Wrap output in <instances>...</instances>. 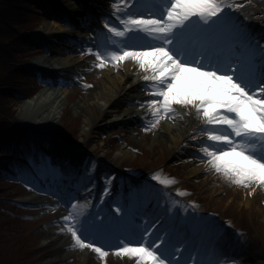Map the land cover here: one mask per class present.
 <instances>
[{"label": "snow or ice", "instance_id": "6c2138e0", "mask_svg": "<svg viewBox=\"0 0 264 264\" xmlns=\"http://www.w3.org/2000/svg\"><path fill=\"white\" fill-rule=\"evenodd\" d=\"M112 12L94 30L91 43L79 49L95 57V67L130 60L144 75L155 127L174 105L194 109L203 124L194 131L206 137L199 152L216 173L245 188L264 186V38H257L236 14L244 4L235 0H110ZM195 139V137H193ZM43 170L62 172L44 161ZM25 173L20 172V178ZM114 177H105L107 196ZM158 185L133 188L112 204L91 203L92 188L81 203L77 195L61 203L67 208L56 223L74 246L88 248L103 261L113 250L135 264H230L220 241L219 225L188 211L165 189L173 178L155 174ZM26 186H29L25 180ZM194 209L195 203L191 205ZM184 209V215L180 214ZM105 209H108L107 211Z\"/></svg>", "mask_w": 264, "mask_h": 264}, {"label": "rangeland", "instance_id": "374dc122", "mask_svg": "<svg viewBox=\"0 0 264 264\" xmlns=\"http://www.w3.org/2000/svg\"><path fill=\"white\" fill-rule=\"evenodd\" d=\"M26 1L30 6L31 19L38 24L35 33L29 34L30 40L26 41L25 45L27 54H38L25 64L28 69H26L27 75L24 77V82L28 88L30 87L31 91H34L31 94L33 95L40 88L47 85L37 86V84H40L38 76L30 65L39 58L52 56L50 50L54 48L55 44H51L50 41H57L56 34H68L73 38L84 37L89 43H91L93 35L90 34L89 37L87 32L79 30L76 33H71L70 30L72 28H68L67 25H61L57 21L60 20V15L68 16V10L72 9L73 5L71 3L74 0H60V3L56 0L58 4L53 3V0H38L40 3L32 0ZM79 1L82 2L81 0ZM235 2L244 4L242 9L236 10L240 11V14L241 10L245 8H257L258 6L253 4L251 0H235ZM54 15L58 17L55 18ZM247 16L245 17L249 23L254 24L258 28H260L262 23L263 27L261 30H263L264 22L260 18L264 17V12L260 16L252 13ZM46 21H48L46 24L48 28L44 25ZM20 33L23 34L24 31ZM44 34L49 37V42L43 37ZM67 44L68 46L72 45L70 43ZM85 54L86 51L84 54L71 52L58 56V58L59 60H61L60 57L64 60H70L73 56L84 57ZM91 62L94 70L77 74L70 83L71 92L65 104L66 113L63 122L66 121L67 123L70 121L71 124L73 123L74 106L80 103L81 96L90 91L100 77V72L104 67H95V57L92 58ZM107 66H110V64ZM60 74L63 77L67 76L65 72H60ZM84 83H89V85ZM55 86L62 88L61 84L58 83ZM29 97L27 96L19 100V102L9 101V105H14V111L16 110L15 122L26 124L24 127L26 131L23 130L24 136L31 135L28 145L19 142L20 151L17 154L20 157L23 155L27 156L28 165L32 169H29V171L37 185L26 186L25 182L18 176L20 174L16 164L20 167L22 166L20 158L15 156L17 160H8L0 157V264H135V259H130L126 256L119 257L114 254L113 250L107 248L106 251L109 254L103 261L98 254L88 248L81 249L75 246V250L70 253H56L59 243L53 242L48 233L52 227L56 229L61 227L60 224L53 222L56 210L53 211L50 207L21 203L19 201L27 193L34 191L36 186L45 185V188L53 189L52 185L56 174L53 175V173L43 170L44 161L47 160L49 163V154L45 145L52 143L51 133L59 132V128L69 133L71 132L70 127L60 126L63 119L62 116L54 128H48L35 122L27 123L23 118H20L17 111L18 105ZM89 102L92 103L93 100L90 99ZM75 113L79 116V120L83 117L82 110L75 111ZM181 116L186 118L184 112L181 113ZM195 121H199V118ZM6 122L11 124L14 121L8 119ZM175 123V127L181 129L186 127L182 120H177ZM80 126L75 131L73 139L77 142L75 144L79 150L77 154L82 156L81 160L84 162L80 164L79 171L75 170V174H73V177L77 178V181L75 180L71 183L74 192L69 193L66 200L64 198L65 201L69 200L70 196L77 195V190H79L81 203H83V197L87 195L83 191V186L88 184L89 188H92V185L95 184V188L92 189L91 193L93 199L90 202L96 204L98 209L101 205L97 204V200L103 199L106 204H112L111 211L115 212V207L118 206L115 201H122L125 194L123 190L125 178L119 177V175L124 176L125 173L121 169L134 173H143L139 177L142 179V183L138 182L136 185H132L131 181L127 182L132 189L153 184L163 188V186L158 185L156 181L151 179L155 174L173 178L176 183L166 188L165 191L173 196L176 195L177 190L185 192L186 195L177 196L176 198L182 204L188 206L189 212H194L195 215L200 217L211 218L215 224L221 226L220 232L223 239L220 243L225 248L224 252H228L229 256L234 257L230 264H264V186L253 184L251 187L245 188L236 185L211 169L207 165L206 160L202 161L203 168L200 169L199 175L192 174L191 169L195 156L182 149L183 145L175 148L168 139L152 142L151 134L155 133L158 128V122L155 129L149 126L147 130L145 128L148 125H142V123H137L132 127L115 125L110 128H104V125L101 124V113L98 110H93L91 125L82 124ZM40 128H45L50 133L49 136L47 135L50 138L42 142L45 147L44 151L39 149L36 145V140H34L39 136L37 134L38 131L35 130ZM177 133L178 131L175 128L170 131L169 135L176 136ZM189 135L190 138L195 137L196 139V137H199L206 139L202 135H193V133ZM28 148L30 153L25 152ZM10 151L9 149L3 152ZM124 151L128 153L127 156L123 154ZM38 155L40 159H37ZM90 158L93 160L92 165L90 164ZM95 167H97L96 171ZM116 173H118L117 176L115 175ZM61 176L63 174L57 175V178ZM105 177H114L110 183L111 191L107 196L104 195ZM74 186L76 187L75 189ZM118 189H120V192L117 191ZM125 190L130 191L131 189L125 188ZM55 191L58 192L57 189ZM193 202L196 205L194 209L191 207ZM105 210L107 211L108 209ZM180 214H185L183 208H180ZM55 232L63 233L59 230ZM65 233L70 236L69 233ZM85 252H87V255L84 257L83 254Z\"/></svg>", "mask_w": 264, "mask_h": 264}, {"label": "bare ground", "instance_id": "6f19581e", "mask_svg": "<svg viewBox=\"0 0 264 264\" xmlns=\"http://www.w3.org/2000/svg\"><path fill=\"white\" fill-rule=\"evenodd\" d=\"M93 1H100L101 6L103 4L111 6L110 0ZM251 1L253 4L258 5L257 8L250 7L241 10L242 17L247 16L250 13L260 16L261 13L264 12V0ZM73 4L75 6L68 10V18L63 19V21H67L69 26L72 28L70 32L76 33L73 31V29H81L88 30L87 32L94 34V30L103 25V23L100 22L101 15L103 14H98L99 5L95 4L96 7H91L89 5L88 9L91 8V13H87L78 0H75ZM109 8L110 7H106L105 9L108 11L111 9L113 11L112 8ZM260 19L262 22H264V17H261ZM241 20L244 21L245 25L249 27L250 31L255 34L257 38L261 37V34L257 33L258 31L255 32V29H262V23L260 28H257L254 24L247 22V19ZM47 22L48 21H46L44 25H46ZM45 38L48 42L50 41L47 36H45ZM56 38V42L50 41L51 44H55L54 48H51L50 50L52 56L43 57L41 59L39 58L33 62V64H31L32 69L40 68L52 73V75L54 74V79L50 81L46 87L40 88L33 95H30L28 99L19 104L18 109L16 108L19 113V117L23 118L27 123L35 122L48 128H54L56 123L61 119V116L63 119L60 126H65V122L63 121L66 113L65 104L71 92L70 83L75 79L77 74L85 71L91 72L94 70L93 63L91 62L94 56L87 54V52L84 57L76 55L71 57L70 60H64L61 57V60H59L58 58V56L66 55L71 52H80L79 49L81 48L86 49L87 44H85V42L88 41L84 37L73 38L68 34H56ZM67 43L72 45L68 46ZM59 71H61V73L65 72L67 76L59 77ZM143 75L144 73L138 69L133 61L130 60H126L115 66L112 64H110V66L106 65L101 70L100 77L91 90L87 93H84L81 96L80 103H77V105L74 106L73 110L83 111V117L79 120V116L75 113V111L73 112V131H77V128L82 124L87 126L91 125L93 119V110H98V112L101 113V124L104 125V128H110L115 125H126L132 127L137 123L149 125L151 121V113L146 104L141 107L140 103H138V101H143L148 97V93L141 87V85L149 83L142 80ZM56 83L61 84L62 88H57L55 86ZM84 84L89 85V83ZM90 99L93 100L92 103L89 102ZM174 109V114L171 116H164L158 121V128L155 130V133L151 134L152 142L160 139H168L170 144L175 148L183 145V147H181L182 149L195 156L191 173L198 176L199 172L201 171L200 169L203 168L202 161H205V159H200L203 154L199 152L200 146L198 141L204 140L205 138L202 139L196 137V139L191 142V140L187 137H189V134L191 133H193V135H201L200 133L195 132L194 129L200 127L203 124V121L195 114L194 109H186L181 105H174ZM182 112L186 114V118L181 116ZM197 118H199V121H195ZM177 120H182L186 127L183 129L175 127V121ZM18 124L22 127H25L26 125L23 123ZM156 126L152 128L155 129ZM175 128L178 131L177 135L170 136V131ZM53 146L57 147L58 145L55 143ZM75 154L77 153L69 149H65V151L61 153V157H64L61 168L59 167V162L53 163L55 168L59 167V170L62 172V174H64V176L55 178L52 185L53 189L49 190L45 188V185H41L36 187L34 191H31L25 196L21 197L19 201H21V203L33 205L37 204L39 206L50 207L51 205L57 204V200L53 198L51 193H57L59 195L61 192L62 193L60 196L66 200V197L69 195V193L74 192L73 185H71V183L77 179L75 176L73 177V174L75 173L72 172L74 163L76 161ZM123 154L126 156L128 155L126 151H124ZM80 184L82 183L80 182ZM75 188L76 187L74 186V189ZM56 189L59 193L55 191ZM63 198L61 199L65 201ZM55 210L56 215L53 218V222H56L67 212V208L63 203L56 207ZM56 230L58 229L52 227L51 230L49 229L48 231L53 242L56 241L59 243L56 253H70L71 251L75 250L71 236L66 235L65 232H55ZM222 248L225 250L224 247ZM226 254L229 256L228 252ZM83 255L85 257L87 252H85Z\"/></svg>", "mask_w": 264, "mask_h": 264}, {"label": "trees", "instance_id": "16d2710c", "mask_svg": "<svg viewBox=\"0 0 264 264\" xmlns=\"http://www.w3.org/2000/svg\"><path fill=\"white\" fill-rule=\"evenodd\" d=\"M29 8L26 0H0V157L4 158L8 156L4 150L16 147L20 141H28L31 137L29 133V136H24L23 130L26 129L15 122L14 105H9V101L19 102L34 92L24 82L27 73L23 61L29 54L25 47L27 38L20 33L36 26ZM8 119L14 122L8 124ZM73 124L74 121L72 124L65 121L71 132L59 128L55 137L76 144Z\"/></svg>", "mask_w": 264, "mask_h": 264}]
</instances>
